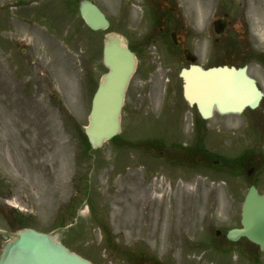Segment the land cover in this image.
<instances>
[{
    "label": "rangeland",
    "instance_id": "obj_1",
    "mask_svg": "<svg viewBox=\"0 0 264 264\" xmlns=\"http://www.w3.org/2000/svg\"><path fill=\"white\" fill-rule=\"evenodd\" d=\"M18 1L0 0L2 227H11V208L18 210L33 227L53 233L95 264H264V251L225 236L227 229L240 226L252 182L230 168H189L161 157L175 138L180 145L196 141L197 118L182 96L178 73L184 58L174 60L159 32L177 24L179 34L194 40V51L208 63L248 61L264 90V63L224 45L229 35L239 37L238 24H246L237 14L244 0H171L173 20L166 28L151 14L167 6L160 0H94L110 19V27L101 31L85 24L78 0ZM247 3L249 27L238 43L241 48L245 41L260 55L264 0ZM231 9L233 26L215 44L212 22ZM108 31L122 34L138 50L122 111L119 140L127 145L107 141L89 150L78 131L88 124L91 84L108 70L102 53ZM205 126L211 152L232 158L252 150L254 175L264 192V99L260 110L216 112ZM149 137L164 148L155 153L146 147ZM133 171L142 183L163 185L164 191L154 195L166 194L163 205L143 206L151 217L135 227L125 222L124 198L129 189L124 177Z\"/></svg>",
    "mask_w": 264,
    "mask_h": 264
},
{
    "label": "water",
    "instance_id": "obj_2",
    "mask_svg": "<svg viewBox=\"0 0 264 264\" xmlns=\"http://www.w3.org/2000/svg\"><path fill=\"white\" fill-rule=\"evenodd\" d=\"M80 11L92 29L109 26L105 14L92 1L81 0ZM216 29L220 31L218 26ZM104 62L109 71L102 78L93 98L86 128L93 148L100 147L119 133L125 93L137 66L135 54L118 33H109L105 38ZM182 76L186 82V98L198 103L204 117H210L215 107L221 113L242 112L247 106L255 108L263 95L246 68L218 66L203 69L192 65L183 69ZM242 225V228L228 231V237L236 240L246 236L264 250V195L259 194L255 186L249 189L246 196ZM2 233L9 239L2 250L0 264H93L70 251L50 233L30 227Z\"/></svg>",
    "mask_w": 264,
    "mask_h": 264
},
{
    "label": "flooded vegetation",
    "instance_id": "obj_3",
    "mask_svg": "<svg viewBox=\"0 0 264 264\" xmlns=\"http://www.w3.org/2000/svg\"><path fill=\"white\" fill-rule=\"evenodd\" d=\"M160 1H161V3L167 4L168 7L166 6L165 9L169 8V7H170V9L171 8L174 9V7L170 6L171 0H160ZM247 2H248V0H244V4L242 5V3H241V6H242V8H244L245 13H242V12L240 13V11H239V17L242 16V20L244 21V23H246L244 25L238 24V29L236 31L238 32V36L241 37V38L238 37L240 40H242L241 33H243L245 35V31H247V29L249 27V22H248L247 13H246V11L248 10V3ZM166 14H167V11L165 12V15ZM226 14H229V22L226 25V27L224 28V31L222 32V34L219 35V36H215V38H214L215 42H219L223 38V36H225L229 32L231 27L233 26L234 20L231 17L234 16V13L230 14V13H228V11H225V12H223V17ZM164 27L165 28L167 27L165 25V23H164ZM178 27L179 26L177 24H175V26L172 27V30L170 31V38H171V41H172V43L170 45V50H171V53H172L175 61H178L180 58H184V62H183L184 65L181 66V69H182L184 66L189 67V65H190V61L185 57V50L189 49L193 54H196V52L194 51L196 42L194 40H191V39L189 40V36L182 37L179 34L180 30H179ZM167 30H169V29H167ZM167 32L168 31H166V30L164 31V33H167ZM173 32L175 33V37L174 38H173ZM229 36L230 37L227 38V41H225L224 45L226 43L232 44L234 42H238L239 41L238 38L236 40L235 37H237V36H235L234 34H231ZM243 44L244 45H241L242 46L241 47L242 51L247 52V54L250 53L251 54V59L255 58V53L253 52V50L251 48V45L249 47L248 44H245V41H243ZM200 46L201 45H198V47H200ZM256 57H258V56L256 55ZM256 61H257V59H256ZM223 62L225 63V61H223ZM235 62H233L234 65H238V66L241 65L240 64V62H241L240 59H237ZM195 63L204 65V67H209L210 66V65L207 66L208 61L202 60L201 56L200 57L199 56L196 57ZM226 63H228V61H226ZM233 63H231V64H233ZM244 64H248L247 66L249 68L250 65H249L248 61L244 62ZM212 65H214V64H212ZM178 76H179V78L181 77L180 73H178ZM180 79L182 81V86L181 87H182V96H183L184 80L182 78H180ZM184 100H185V98H184ZM185 101H186V103L188 105V110L193 115V118H197L198 122L202 123V127H203L205 125V123H204V120L202 118H204V117L201 115L197 104H190L187 100H185ZM261 108H262V104H261L260 108L257 109V110H260ZM193 110H195V113L193 112ZM204 132L205 131L202 130V132H201L202 133V137L204 136ZM0 198H1V191H0ZM12 210H13L12 211V213H13V218H12L13 227H15V226L17 227L19 225V223H20L19 222V214L17 213V211L15 209H12ZM1 228H2V225H1V220H0V230H1ZM3 236H5V235H3L0 232V255H1V250H2V247H3ZM5 238H7V237H5Z\"/></svg>",
    "mask_w": 264,
    "mask_h": 264
},
{
    "label": "bare ground",
    "instance_id": "obj_4",
    "mask_svg": "<svg viewBox=\"0 0 264 264\" xmlns=\"http://www.w3.org/2000/svg\"><path fill=\"white\" fill-rule=\"evenodd\" d=\"M138 173L133 171L132 173H127L124 179L125 183L129 185V189L124 196L126 199L125 209V222L131 226H137L139 223L144 221L146 218L151 217V212L145 213L143 211V206L151 204L154 206H161L164 204L166 194L154 195L158 189L164 191L163 185L158 183H142L138 178ZM181 194H184V190H180ZM151 209V207H150ZM179 239L176 241V245Z\"/></svg>",
    "mask_w": 264,
    "mask_h": 264
},
{
    "label": "trees",
    "instance_id": "obj_5",
    "mask_svg": "<svg viewBox=\"0 0 264 264\" xmlns=\"http://www.w3.org/2000/svg\"><path fill=\"white\" fill-rule=\"evenodd\" d=\"M81 138H82V140L84 141V143H86V147L88 148V149H90V144H89V142H88V140H87V137H86V135L84 134V132H82V134H81ZM210 156L211 157H214V154L213 153H210ZM221 164H222V167L223 168H225V167H231V166H234L235 164H237L238 166H242L241 165V161L239 160V159H230V158H226V157H223V161L221 162ZM220 164V165H221ZM209 166H214L212 163H210L209 164ZM217 167H221V166H217ZM234 171H236V169L235 168H233V167H231Z\"/></svg>",
    "mask_w": 264,
    "mask_h": 264
}]
</instances>
